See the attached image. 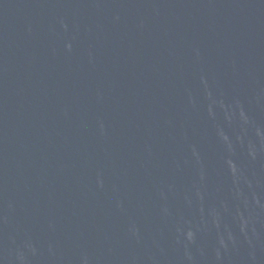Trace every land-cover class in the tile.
I'll list each match as a JSON object with an SVG mask.
<instances>
[{"label": "water", "instance_id": "1", "mask_svg": "<svg viewBox=\"0 0 264 264\" xmlns=\"http://www.w3.org/2000/svg\"><path fill=\"white\" fill-rule=\"evenodd\" d=\"M0 264H264V0H0Z\"/></svg>", "mask_w": 264, "mask_h": 264}]
</instances>
